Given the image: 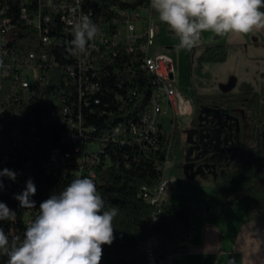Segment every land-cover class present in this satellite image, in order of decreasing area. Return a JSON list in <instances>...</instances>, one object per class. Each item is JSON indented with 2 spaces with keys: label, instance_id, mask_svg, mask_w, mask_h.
<instances>
[{
  "label": "trees",
  "instance_id": "1",
  "mask_svg": "<svg viewBox=\"0 0 264 264\" xmlns=\"http://www.w3.org/2000/svg\"><path fill=\"white\" fill-rule=\"evenodd\" d=\"M61 1L0 0V10H6L5 16L11 18L15 26L6 35L12 54L26 55L45 49L50 57L44 84L32 81L31 99L26 101L23 92H19L20 103L10 105L7 116L0 118V170H12L16 173L14 181H20L9 195L5 188L14 181L7 176L0 177L3 181L0 202L16 213L14 222L0 221L5 233L23 238L41 202L53 194L58 195L72 180L88 177L104 198L106 210L113 206L118 209L114 220L115 239L111 245L103 246L100 264H145L143 247L148 237L186 242L191 230V206L170 205L164 201L155 206L144 201V186L156 187L172 158L176 159L179 169L191 160H198L200 165H216L215 175L209 170L204 174L206 182L215 187L218 207L264 204V84L259 92L244 100L241 94L223 90L213 96H196L192 100L196 109L194 124L179 127L176 121L172 131L161 130L154 157H144L136 148L121 141L101 146L103 142H111L115 127L140 119L150 102L154 81L159 77L154 71L142 68V63L149 66L144 51L134 52L133 44L124 43L115 48V56L102 62L97 76L99 89L79 97L78 87L67 71L74 57L66 51L70 39L56 10ZM80 2L83 12L99 24L112 22L119 8L136 9L143 3L140 0ZM23 7L30 16L42 17L41 28L36 23H26L21 15ZM47 15L50 16L48 22L45 21ZM117 32L113 30V37ZM46 35L50 39L47 46L42 40ZM228 57L227 45H210L200 54L199 62H223ZM12 84L16 85L17 81L0 78V104L6 97H17ZM14 108L21 110L19 117ZM66 108L69 113H65ZM213 109L218 111L213 113ZM78 114H82L81 120ZM71 119L81 121L83 130L71 127L68 123ZM196 138L202 149H208L203 157L199 155L201 148L193 144ZM7 139H17V147L1 146ZM203 141L208 146L203 145ZM52 152L58 156L70 153L71 159L52 161ZM97 155L100 161L93 163ZM6 156L9 159L3 163ZM216 157H221L222 161L218 162ZM91 172H95L96 178ZM29 179L36 187L35 195L30 197L35 201L33 209L20 207L15 199L26 189ZM0 264H7V257L0 256Z\"/></svg>",
  "mask_w": 264,
  "mask_h": 264
},
{
  "label": "clouds",
  "instance_id": "2",
  "mask_svg": "<svg viewBox=\"0 0 264 264\" xmlns=\"http://www.w3.org/2000/svg\"><path fill=\"white\" fill-rule=\"evenodd\" d=\"M150 5L159 21L179 38V48L197 46L205 32L225 36L264 30V0H150ZM69 24L73 38L66 51L83 64L91 55L99 29L83 14ZM4 176L14 181L16 173L5 168L0 170V177ZM35 193L29 179L15 199L20 207L33 209L35 201L30 197ZM117 214L114 206L106 210L93 179L76 178L58 195L40 203L23 238L10 237L0 227V256L7 257V264H100L103 246L115 239ZM5 220L14 222L16 213L0 202V221Z\"/></svg>",
  "mask_w": 264,
  "mask_h": 264
},
{
  "label": "built area",
  "instance_id": "3",
  "mask_svg": "<svg viewBox=\"0 0 264 264\" xmlns=\"http://www.w3.org/2000/svg\"><path fill=\"white\" fill-rule=\"evenodd\" d=\"M128 2H136L137 0H126ZM143 3L136 9L119 8L117 9V16L110 23L99 24L91 20L97 25L99 34L95 40L94 47L90 49L91 55L87 57L83 64H80L77 58H74V63L67 71L69 72L72 81L78 87L79 97H82L86 92H94L99 89L100 82L97 76L101 70L102 62L106 59L116 55L115 48L120 45L124 46V42H131L134 46V52L143 53L149 50V47L154 43L155 38L160 33V26L155 17L154 10L151 8L150 0H140ZM53 3V0H49ZM141 9H146L149 14L142 16ZM57 13L61 14L64 22L65 32L71 40V26L69 21L80 15H87L83 12L80 0H62L56 8ZM6 10H0V78L9 79L10 81H17V84H12V90L17 97H6L3 104H0V118L4 119L9 111V106L15 103V106L20 103L21 97L19 92H23L24 99L30 100V88L32 81L39 80L44 84L46 80V70L49 65V53L42 49L38 52L32 51L28 54H12V49L8 46L7 34H10L14 29L12 19L5 16ZM21 15L27 24L36 23L38 27H42V17H33L28 14L27 8L23 7ZM145 19L147 26L142 33L139 32L137 22ZM45 21H50V16L45 17ZM117 21H124V28H117ZM141 29V28H140ZM113 30H121V37H113ZM44 45L50 44V39L46 35L42 38ZM91 43V42H90ZM143 69L148 71H158L159 79L154 81V89L151 95L150 102L147 108L143 111L140 119L137 122H132L126 125H119L111 132V142H103L101 146L113 143L114 141L124 142V145L133 146L144 157H154V147H156L159 140V123H163L170 111L173 115L171 122L174 127V117L176 115H186L194 113L193 103L190 99L185 97L183 93L176 87V67L173 58L166 52H160L150 59V66H143ZM14 79V80H12ZM160 79H168L169 91H160ZM15 100V102H14ZM17 117L20 116L21 110L14 108ZM65 113H69V108L64 109ZM55 112L52 111V116ZM77 118L81 120L82 114H78ZM71 127L77 128L78 131L83 130L82 122L71 119L69 122ZM172 127V129H173ZM34 130V128H33ZM17 139H7L1 146L11 145L17 147ZM101 146L99 152L101 153ZM97 148V150H98ZM98 154V151H97ZM9 158H3V163ZM60 159L61 162H66L71 159L70 153H65L58 156L56 152H52L51 160L56 161ZM100 158L93 157L92 162H99ZM51 162L48 163L50 165ZM91 176L96 178L95 172H91ZM17 180L8 183L5 188V193L12 195L14 186L19 184ZM145 199L144 201L151 205L160 206L164 196L174 189V184L171 179L167 178V182L158 183L154 188L144 186ZM161 210L158 211L157 215ZM158 237L152 236L149 247H143L145 252V264H159L157 243Z\"/></svg>",
  "mask_w": 264,
  "mask_h": 264
},
{
  "label": "crops",
  "instance_id": "4",
  "mask_svg": "<svg viewBox=\"0 0 264 264\" xmlns=\"http://www.w3.org/2000/svg\"><path fill=\"white\" fill-rule=\"evenodd\" d=\"M218 44L229 47V56L241 53V68L260 73L264 84V30L225 36L205 32L195 47L203 52ZM195 202L188 240L160 239L159 264H264V204L218 207L216 200L210 205Z\"/></svg>",
  "mask_w": 264,
  "mask_h": 264
},
{
  "label": "rangeland",
  "instance_id": "5",
  "mask_svg": "<svg viewBox=\"0 0 264 264\" xmlns=\"http://www.w3.org/2000/svg\"><path fill=\"white\" fill-rule=\"evenodd\" d=\"M139 12L142 16H147L149 14L146 9H141ZM155 17L160 26V33L155 38L154 43L149 47L148 55L152 58L160 52H166L173 58L176 67L175 85L185 97L192 101L196 96L202 94L213 96L221 91L222 86L230 84L233 79H237V83L232 89V92L245 96L240 97L242 100L250 98L255 92L261 90L263 84L260 73L255 74L257 71L253 69L246 70L241 68V60L238 62L239 58L242 56L241 53H231L228 59L223 62L201 64L199 62V56L202 53L201 47H193L191 49L179 48V38L168 29L167 25L159 21L156 12ZM137 25L139 27V32L142 33L144 31L143 29L147 26V22L143 18L137 22ZM260 70L264 72V69ZM242 110L243 112L246 111L244 107ZM172 118L173 115L170 111L169 115L163 119L162 125L164 127V133L172 131ZM174 120V126L177 121L179 127H188L194 124L196 118L194 113H191L176 115ZM196 130L197 127L194 129L193 133H195ZM198 142L199 139L196 138L193 144L195 147L201 148L202 146L198 145ZM205 142L206 141H203V145L208 146ZM207 152V148H201L199 152L200 157H203ZM216 158L218 162L222 161L221 157ZM185 166L186 165H184L183 169L177 168L176 159L173 158L167 162L164 177L171 179L174 184V189L164 196L163 201L170 205L180 204L191 206L192 210L196 203L195 201L200 200L207 205H210L211 202L213 203L215 200V188L211 183L206 182L207 176L204 173H199L192 178L191 175L186 173ZM198 169L199 167L197 170Z\"/></svg>",
  "mask_w": 264,
  "mask_h": 264
},
{
  "label": "bare ground",
  "instance_id": "6",
  "mask_svg": "<svg viewBox=\"0 0 264 264\" xmlns=\"http://www.w3.org/2000/svg\"><path fill=\"white\" fill-rule=\"evenodd\" d=\"M118 24H119V28H124V22L123 21H119ZM114 37H121V30H118L117 35L114 36ZM124 43L131 44V42H124ZM144 52L148 56L147 57L148 58V65L150 66V59H152V58L148 55L149 50H145ZM154 72L159 77V72L158 71H154ZM160 91H169L168 79H160ZM162 128H163L162 123H159V132L161 130H163ZM165 182H167V178L163 177V179L161 180L160 183H165ZM144 197H145V193H144ZM150 239H152V235L146 239V241L144 243L145 244L144 247H149Z\"/></svg>",
  "mask_w": 264,
  "mask_h": 264
},
{
  "label": "water",
  "instance_id": "7",
  "mask_svg": "<svg viewBox=\"0 0 264 264\" xmlns=\"http://www.w3.org/2000/svg\"><path fill=\"white\" fill-rule=\"evenodd\" d=\"M235 85H236V79H233V81L230 84L222 86L221 90L230 92L235 87ZM194 169H195L194 164L192 166L190 165L185 166V171L188 175H190V172L192 171L191 173L192 178H194L199 173H205L207 170H210V172H213L215 175L216 165L215 164L200 165L199 169L195 172H194Z\"/></svg>",
  "mask_w": 264,
  "mask_h": 264
},
{
  "label": "flooded vegetation",
  "instance_id": "8",
  "mask_svg": "<svg viewBox=\"0 0 264 264\" xmlns=\"http://www.w3.org/2000/svg\"><path fill=\"white\" fill-rule=\"evenodd\" d=\"M194 106V105H193ZM194 110H196L195 109V107H194ZM215 110V111H214ZM218 110L217 109H213V113H216ZM211 112V111H210ZM211 112V113H212ZM194 113H195V111H194ZM201 163V162H200ZM194 164V166H195V169H194V172L195 171H197V168L200 166V164H199V161L198 160H195V161H193V160H191V161H189L188 163H186L185 165H190V166H192ZM205 164H211L212 165V163H202L201 165H205ZM210 171V170H209ZM191 173H192V171L190 172V175H191ZM213 173V172H212Z\"/></svg>",
  "mask_w": 264,
  "mask_h": 264
}]
</instances>
